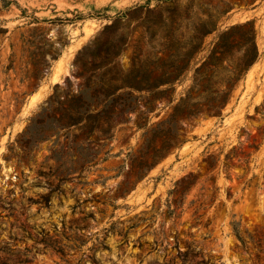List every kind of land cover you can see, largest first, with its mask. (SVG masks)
I'll return each mask as SVG.
<instances>
[{
  "label": "rangeland",
  "instance_id": "374dc122",
  "mask_svg": "<svg viewBox=\"0 0 264 264\" xmlns=\"http://www.w3.org/2000/svg\"><path fill=\"white\" fill-rule=\"evenodd\" d=\"M7 1L0 264H182L189 247L210 264H264V0ZM251 25L258 55L210 111L218 102L199 94L231 87L223 67L242 64ZM224 39L233 47L215 68L206 60ZM117 74L133 87L115 98L132 109L105 135L99 90ZM86 83L90 114L67 125L60 101ZM188 92L198 114L170 120ZM45 236L63 253L39 251Z\"/></svg>",
  "mask_w": 264,
  "mask_h": 264
},
{
  "label": "trees",
  "instance_id": "16d2710c",
  "mask_svg": "<svg viewBox=\"0 0 264 264\" xmlns=\"http://www.w3.org/2000/svg\"><path fill=\"white\" fill-rule=\"evenodd\" d=\"M2 1L4 2V7L8 6L11 3V1H7V0H2ZM0 10H1V5H0ZM235 27L236 25L228 28L223 33H220L218 35L220 40L223 39L224 37L227 39L230 38V36L232 35L231 32H233L232 29L234 28L235 30ZM244 37H245V42L243 43V46L246 47L247 53L244 55L242 59L243 61L242 64L234 68L223 67L224 70L226 71V75L228 76L226 80L230 83H232V80L234 82H237L240 76L242 75V72L254 62V60L258 55V48L255 40L254 25H251L249 27L248 31L245 32ZM220 40L215 43V46L211 49L210 55L206 60V62H208L211 66L215 68H219V66L222 65V60L225 57H227L229 53L228 52L229 48L233 47L231 44H228V42H225V39L224 41H220ZM171 58L172 57H169V60H172ZM173 65L174 64L172 63L171 66ZM175 68L178 69L177 66H175ZM81 74H83V71ZM179 79H180L179 75L176 73L173 79L163 80L162 84L163 83L174 84ZM223 79L224 78H222V80ZM115 80L118 82L117 84H115V86L113 85V87L111 88L99 90V93L104 96V99L102 100L103 107L100 110L99 114L100 115L102 114L108 120L107 126L104 127L102 130L103 134L105 135L109 133L110 127L113 125L115 116L117 114H124L132 109L131 104L128 101L127 97L123 98V95L119 94L118 98H115L116 92L120 88L133 87V84L129 79V76L123 74H117L115 76ZM89 88L90 87L86 83L84 91L78 94H73L71 97H69V95L66 94L67 96L65 97V99L60 101V103L63 105L62 119H64L67 125L78 124L82 122L83 118L86 115L88 116L90 114V112L88 111L89 103L85 97V92ZM233 88L234 85L232 83L231 87L226 90L215 93L206 91L204 93H200L199 97L200 98L213 97V99H215V101L218 102V104L211 106L210 111L221 113L222 108L225 106V104L227 103V101L229 100L232 94ZM152 91H154V89H152ZM96 95H98L97 92ZM191 100H192L191 92H188L187 96L185 98H181V100L175 105L174 113L172 114L170 120L175 119V117L181 114H183L184 117L187 118H189L190 116L197 115L198 110L191 107V102H192ZM109 102L110 104L108 105ZM179 122H181V120H179ZM83 128L87 129L88 132H91L95 129V126L91 121H89L83 126ZM164 142L167 144L170 143L169 140H164ZM57 189L61 191L60 187L59 188L57 187ZM240 239L242 240V243L245 244V240L241 237ZM261 240L262 239L258 238V241ZM42 243H43V247L38 248L39 251L47 250L50 248L63 253V249L59 246H55V241H53L50 236H45L44 239L42 240ZM261 251L263 252V250ZM179 256L183 261L182 264H210V261L205 258V256L201 251L196 250L195 248L192 247H189L187 250L183 252L179 251ZM34 257H35L34 255L26 256L21 261L22 262L31 261L32 259H34ZM1 263L5 264L6 262H1Z\"/></svg>",
  "mask_w": 264,
  "mask_h": 264
},
{
  "label": "bare ground",
  "instance_id": "6f19581e",
  "mask_svg": "<svg viewBox=\"0 0 264 264\" xmlns=\"http://www.w3.org/2000/svg\"><path fill=\"white\" fill-rule=\"evenodd\" d=\"M60 77V73L57 71L53 74V80H58Z\"/></svg>",
  "mask_w": 264,
  "mask_h": 264
}]
</instances>
